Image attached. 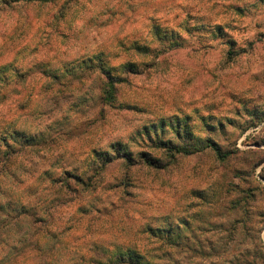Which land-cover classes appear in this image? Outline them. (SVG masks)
I'll list each match as a JSON object with an SVG mask.
<instances>
[{
	"label": "rangeland",
	"instance_id": "obj_1",
	"mask_svg": "<svg viewBox=\"0 0 264 264\" xmlns=\"http://www.w3.org/2000/svg\"><path fill=\"white\" fill-rule=\"evenodd\" d=\"M130 250L264 264V0H0V264Z\"/></svg>",
	"mask_w": 264,
	"mask_h": 264
},
{
	"label": "trees",
	"instance_id": "obj_2",
	"mask_svg": "<svg viewBox=\"0 0 264 264\" xmlns=\"http://www.w3.org/2000/svg\"><path fill=\"white\" fill-rule=\"evenodd\" d=\"M100 69L102 71H104V70L107 71V68L104 67V66H100ZM106 73H107L106 77H107L108 80L106 82V88L104 90V94H105L106 100L108 102H112L115 99V94H116V91H117V83L118 82H121V79H120V77L115 76L112 73H109L108 71ZM19 134H20V132H19ZM150 138H152V137L150 136ZM4 140L6 141V138H4ZM26 140L27 141H31L30 138H27ZM158 142H159L160 145L165 144L168 148H170V150H171L170 151L171 152V156H174L176 152H180L179 148L176 147L174 145V143L171 142V140L168 141V142H165V140H160V141L158 140ZM4 145H8V144L5 143ZM214 149L218 153V155L224 157V155L222 154V151L220 150V148L218 146L214 145ZM120 150H121L120 146L114 145V146H112V151L111 150H108L106 152V154H104L106 156V158L104 159V157H103L100 160H102L103 163L112 162L113 159H114V157L117 154L119 155ZM124 152L127 153L126 156H125V158L127 159L128 162L134 161L133 160L134 158H133V155L131 154V152H129L127 150H125ZM143 154H145V153H143ZM145 157H146V160L145 161L147 162L148 165L154 166V167L155 166L158 167V161H159L158 159L152 158V157H147V155H145ZM99 158H100V156H99ZM76 178H78V176H76ZM79 180L80 181L81 180L83 181L84 178H80L79 177ZM120 257L125 258L126 259V262H129L128 264H150L149 261L145 260L140 255H136L131 250L128 252V255H126V257H124V256H120Z\"/></svg>",
	"mask_w": 264,
	"mask_h": 264
}]
</instances>
